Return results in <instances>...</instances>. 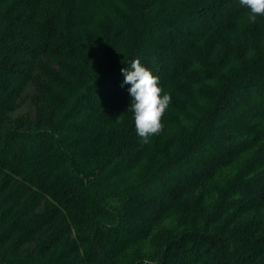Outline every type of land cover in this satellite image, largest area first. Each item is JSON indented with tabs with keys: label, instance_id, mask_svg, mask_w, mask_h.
I'll use <instances>...</instances> for the list:
<instances>
[{
	"label": "trees",
	"instance_id": "1",
	"mask_svg": "<svg viewBox=\"0 0 264 264\" xmlns=\"http://www.w3.org/2000/svg\"><path fill=\"white\" fill-rule=\"evenodd\" d=\"M0 264H264V0H0Z\"/></svg>",
	"mask_w": 264,
	"mask_h": 264
},
{
	"label": "rangeland",
	"instance_id": "2",
	"mask_svg": "<svg viewBox=\"0 0 264 264\" xmlns=\"http://www.w3.org/2000/svg\"><path fill=\"white\" fill-rule=\"evenodd\" d=\"M27 91H30V89H28Z\"/></svg>",
	"mask_w": 264,
	"mask_h": 264
}]
</instances>
